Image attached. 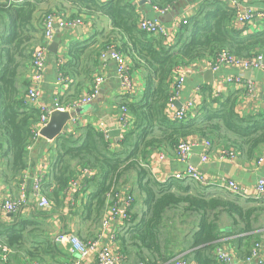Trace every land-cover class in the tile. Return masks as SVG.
Instances as JSON below:
<instances>
[{"label":"trees","instance_id":"16d2710c","mask_svg":"<svg viewBox=\"0 0 264 264\" xmlns=\"http://www.w3.org/2000/svg\"><path fill=\"white\" fill-rule=\"evenodd\" d=\"M147 1L157 10L182 5V0ZM64 2L75 13L65 16ZM52 11L66 20L103 15L111 24V31L102 33L100 41L93 40L96 34H92L86 43H72L67 59L56 64L57 76L69 83L57 97L58 104L74 103L83 90H90L98 60L111 48L128 58L130 74L141 72L144 84L138 98L125 94L112 103L114 116L121 107L129 116L128 130L119 140L111 142L91 122L74 126L52 140L48 146L50 170L41 184L52 207L64 206L70 182L80 179L81 187L74 195L89 192L72 214L92 238L110 203L109 195L132 184L142 193L144 209L140 213L131 212L132 205L126 209V234L119 235L121 252L129 242L141 252L144 264L189 254L196 264H220L214 255L219 241L239 235L236 249L247 256L264 233L262 198L242 199L226 190L212 191L172 178L158 182L145 164L153 150L172 148L193 136L236 150L245 159L259 155L264 147V109L240 113L236 108L238 92L227 96L209 92L185 121L168 118L165 108L177 66L213 59L223 49L240 58L264 53V29L249 33L235 26L234 8L221 0H201L182 19L171 42L139 29L137 0H0V159L5 161L3 179L17 184L26 167L32 126L40 115L26 97L31 53L43 42L42 19ZM83 169L91 174L80 175ZM32 207L31 215L17 221L16 217L0 218V249L7 247L13 252L5 264H16V259L20 262L16 252L41 263L37 252L54 248L45 232L51 212ZM76 234L81 237V231Z\"/></svg>","mask_w":264,"mask_h":264},{"label":"crops","instance_id":"0c3cea01","mask_svg":"<svg viewBox=\"0 0 264 264\" xmlns=\"http://www.w3.org/2000/svg\"><path fill=\"white\" fill-rule=\"evenodd\" d=\"M139 1L140 0H137V12L141 18L159 17L158 10L152 7L147 0L141 4L138 3ZM200 1L201 0H182V5L174 8L177 15H175L172 20L165 21V24L172 25L173 23H176L181 18V16L185 14H191ZM221 1L226 4H230L231 0ZM237 1L240 4L241 10H244L248 7H254L258 10H262L264 8V1L262 0ZM52 2L59 3V0H52ZM63 4L66 7L65 16L68 17L69 14L75 13L76 10L74 8H71L65 2ZM170 10H172V8L168 11ZM82 20V24L75 27L56 26L54 39L52 41L58 42V51L56 54L48 55L46 71L44 73L42 82L40 83L41 100L47 106H50L58 96L63 95L65 90L69 87L68 82L62 81L63 83H61V87L57 83V60L59 59L62 62L67 59L68 49L75 41H84L86 43L88 40H90L92 34H96L93 37V40L100 41L102 33L107 35L111 31L110 21L103 15L95 14L90 15L89 17L84 16ZM260 29H264V17L255 16L251 23L244 28V32L251 33ZM109 52L110 49L105 52V55L100 57L94 72V78L95 76L100 75L104 76L105 78L99 88L103 90V93H100L99 101L94 103L91 101L89 104L83 105L81 107L82 109L79 110L77 116L75 117L77 122L74 124L68 122L66 132L71 131L74 126H84L88 122H91L95 125L98 120H102L106 125H109V122H115V108L112 106V103L118 102L121 96L125 94L127 96H135L138 98L144 85L141 72L138 70L131 72L130 76L132 89L131 91L126 92L121 86L120 79L116 75L114 61L111 59V56L108 57ZM125 58L130 68L128 58ZM207 70H203L199 66L189 68V72L185 78V83L180 89L177 100L175 101L177 108L189 105L190 107L197 109L204 103L209 92H213L212 94H214V91H217L219 96H227L230 93L238 92L239 94L236 108L240 113L256 112L264 109V69L253 70L243 69L242 67L238 66L223 65L213 73L212 81H209V76L206 74ZM229 76H240L242 81L237 83H228L225 81V79ZM246 81L253 83L254 92H247ZM92 85L93 82L91 87ZM83 92L86 91L83 90ZM98 94L99 93H97V95ZM191 138L195 140L196 145L192 148L189 157L185 160L178 158L175 152V146L163 150L155 149L149 154L147 163L145 165L158 182H166L176 171L183 170L186 165H192L191 162H193V159L197 158V156L201 157V155L207 154L209 158L206 162L199 161L197 163V167L203 172L207 180L220 181L221 177L230 178L236 181L240 187L243 188L244 196H248L247 198L254 197V188L256 182L259 179L264 180V160L261 164H257L256 161L258 156H255L252 159H245L240 156L238 152L233 160H227L226 158L221 157V151L223 148L215 146L214 144H211L210 147H207L204 142L205 139L201 137L193 136ZM51 145V140L47 142L46 140L42 139L34 143L32 149L28 151L26 167L22 171V173L27 174L29 178L27 180L26 188L27 202L25 205H22L17 211L18 213H14L13 216L0 213V218L3 220H10L16 217L17 221L21 216L31 215L33 212V205L35 208L42 210L43 212H51V214L48 213L50 216L46 219L47 230H45V232L54 248L49 249L47 252H37L38 256L42 258V260H39L41 263L34 258H28L23 252H16L15 255L17 258H20V262L16 259V264H67L68 262L73 261H76L79 264H94L95 261L93 256L81 258L77 253H73L71 251L70 243L66 237V234L70 231L78 233L79 230L81 231L82 238L79 236L81 239L85 240L90 238V234L87 233V230H85V226L80 225V223L77 222L76 217L72 214L78 209L77 206L79 205V200L81 198L84 199L89 191H87L85 194L79 192L77 196L74 195V193L78 190H76L72 195L67 194L64 206L59 209H54L52 204L47 208H39L35 205V198L31 192V180L34 178V175L42 169V166L46 160L49 163L46 162L48 168L45 170V175H48L51 160L46 149ZM162 155L163 158L161 157ZM4 167L5 161L0 159V194L16 196L20 190V183L17 184L15 181L3 179L2 172ZM209 184L212 185H207L206 187L210 188L212 191L218 189L217 187H214V181L209 182ZM125 191L131 193L133 197L131 212L140 213L144 209L141 199L142 193L132 184L127 186ZM104 213L105 209L102 216ZM62 223H64V227H62ZM124 227H126L125 223L122 224L120 235L125 233L126 229L124 231ZM110 229L112 230L113 227H110ZM62 230H64L63 234H61ZM100 230L101 229L99 227L98 230L95 231L94 235H96V233H98ZM109 231L110 230L104 233L105 240H107V234ZM238 236L239 235H233L222 238L216 247H223L226 250H230L236 259L235 264H248L243 260V252H238L236 249V241ZM260 239L261 241L259 242L261 243V247L259 249V253L264 259V233L260 236ZM118 247L122 251V246L119 239ZM123 253H125V255ZM185 253L189 252L186 251ZM122 254L124 255L125 264H137L141 261V252H139L136 248H132L129 242L127 244V248H125V252H122ZM186 259L190 262V264H196L190 254L186 257ZM220 264L223 263L220 262Z\"/></svg>","mask_w":264,"mask_h":264},{"label":"built area","instance_id":"2783aa9c","mask_svg":"<svg viewBox=\"0 0 264 264\" xmlns=\"http://www.w3.org/2000/svg\"><path fill=\"white\" fill-rule=\"evenodd\" d=\"M10 2H16V0H9ZM264 1V0H262ZM230 6L234 8L236 14L234 18V25L238 28H245L248 26L255 16L264 17V8L258 10L254 7H248L244 10H241L240 4L237 0H231ZM169 9L158 10L159 15L165 14ZM187 14L181 16V18L172 25H166L159 18H141L138 27L140 30L147 32L150 35H161L165 38L166 42H171L174 37L177 28L182 22V19ZM82 24V20L75 18L72 20L64 19L58 12L52 11L47 13L42 19V31H43V42L34 48L31 53V63H30V73H29V85L26 91L27 102L34 105L39 110V119L32 126V137L27 145V150L30 151L34 145L39 140L48 139L43 138L40 135V129L46 125L49 120L50 113L53 110L59 111H68L71 112L77 108H81L83 105L89 104L92 99L98 93V89L105 80L104 76H95L93 80V85L89 91L83 92V95L74 103H68L66 105H60L57 103L56 99L52 102L50 106H47L41 100V90L40 83L42 82L44 73L46 71V65L48 60V45L54 39V34L56 26H71L75 27ZM111 59L115 64L116 75L121 81V86L126 92L131 91V76L129 72V65L124 54L116 49H110ZM57 63L60 64L61 60H57ZM223 65H232L242 67L243 69H264V53H256L250 57H236L226 50H221L216 54L213 59H202L195 63L189 64L187 66L179 65L175 68L174 76L171 80V95L167 101L165 108V114L168 118L172 120H187L189 116H193L196 112V109L193 107L181 106L180 108L176 107L175 101L177 100L178 93L185 83V78L189 72V68L194 66H199L203 70H211L213 73L217 71ZM63 80L57 77V83L61 87ZM228 83L241 82L240 76L227 77L225 79ZM247 92H254V85L250 81H246ZM213 93V92H212ZM214 96H219L217 91H214ZM115 122L113 125L115 128L119 129L120 134L119 138L122 137L123 133L128 130L129 126V116L126 114L125 109L121 107V111L115 115ZM77 122V119L71 118L69 123L74 124ZM95 127L104 135V137H109V127L102 120H98L95 124ZM110 138V137H109ZM52 141V140H51ZM207 147L211 146V143L207 140H204ZM50 143V142H49ZM196 145V142L191 137L180 140L175 145V152L179 159L185 160L189 157L192 148ZM48 148L46 149L48 153ZM49 154V153H48ZM237 151L233 149H225L221 151V157L226 158L227 160H233ZM47 157V156H46ZM163 158V155L161 156ZM48 158V157H47ZM208 155L203 154L200 157V161L206 162L208 160ZM46 160V159H45ZM264 160V147L257 157V164H261ZM47 160L45 161L42 169L39 170L34 178L31 180V192L35 198V205L39 208H47L51 206V201L43 194L41 190L42 181L45 178V170L48 168L46 165ZM49 163V162H48ZM47 166V167H46ZM91 174L88 170H80L81 174ZM172 179L180 181H190L195 182L200 185H212L209 182L214 181V187L218 189L226 190L232 194L238 195L241 198H247L244 196V190L240 185L230 179L221 177L219 180H207L203 172L193 165H186V167L181 171H176L173 173ZM28 175L22 173L21 182L19 185V192L16 196L3 195L0 194V213L9 214L16 213L22 205H25L27 202V180ZM81 187L80 179H74L70 182L68 188V194L72 195L76 190H79ZM113 194V195H112ZM109 195L110 203L106 205L105 213L100 220V231L92 238L83 240L81 239L74 231H70L66 234L67 240L70 243L71 251L77 253L81 258L93 256L94 264H125L124 255L118 247V239L120 235V229L122 224L127 220L126 209H128L133 202V197L131 193L125 191V189H119L118 191L113 192ZM255 199L264 200V180L259 179L256 182L254 188V197ZM73 201V200H71ZM110 227H113L111 230ZM107 240L104 239V233L108 231ZM261 247L260 242H255L251 247L249 254L243 258V260L248 264H264V259L260 256L259 249ZM12 250L7 247H2L0 249V264H5L12 254ZM215 257L218 261L223 264H235L236 259L233 253L230 250H226L223 247L215 248ZM67 264H79L76 261L68 262ZM137 264H144L143 262H138ZM160 264H190V262L184 258L182 255L171 258Z\"/></svg>","mask_w":264,"mask_h":264},{"label":"water","instance_id":"95a60500","mask_svg":"<svg viewBox=\"0 0 264 264\" xmlns=\"http://www.w3.org/2000/svg\"><path fill=\"white\" fill-rule=\"evenodd\" d=\"M145 0H140L138 3H144ZM177 15L176 11L174 10V8H172V10L167 11L165 14L163 15H159V19L161 21H170L174 18V16ZM58 47L59 44L57 41H52L49 45H48V51L51 54H56L58 51ZM110 56V52L108 54V57ZM206 74L209 76V81H212L213 78V72L211 70H207ZM99 94L92 100L93 103L94 102H98L99 98H100V93H103L102 89H99ZM82 108H77L71 112L68 111H59V110H53L50 113L49 116V120L46 123L45 126H43L40 129V135L48 140H53L56 137L60 136L61 134H64L67 130V123L70 121L71 118H75L79 112V110H81ZM109 122V121H108ZM109 137H110V141H117L119 140V134L120 131L119 129L115 128L112 122H109ZM114 138V140H113ZM200 161V157L197 156V158L193 159V162H191V164L193 166H197V163ZM9 216H13V213H9ZM62 227H64V223H62ZM64 233V230H62L61 234Z\"/></svg>","mask_w":264,"mask_h":264},{"label":"rangeland","instance_id":"374dc122","mask_svg":"<svg viewBox=\"0 0 264 264\" xmlns=\"http://www.w3.org/2000/svg\"><path fill=\"white\" fill-rule=\"evenodd\" d=\"M38 222L40 223V222H44V221H41V219H38ZM39 223H37V224H39Z\"/></svg>","mask_w":264,"mask_h":264}]
</instances>
